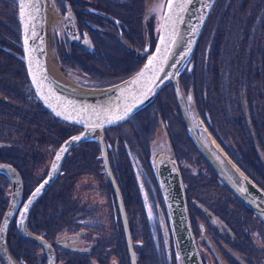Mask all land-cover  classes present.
<instances>
[{
    "label": "flooded vegetation",
    "instance_id": "af4514ba",
    "mask_svg": "<svg viewBox=\"0 0 264 264\" xmlns=\"http://www.w3.org/2000/svg\"><path fill=\"white\" fill-rule=\"evenodd\" d=\"M46 1V49L52 50L56 63L58 62L60 68L65 69L68 75L72 74L75 79L71 80L79 85L101 87L115 83L140 67L153 49V39H156L153 31H150L148 26L140 30L139 19L142 22V18L150 15L154 20L160 11H156L155 5H151L147 11L145 0L141 2L139 9L138 0H132V3L128 0L129 6L121 4L127 0ZM158 1L160 7L164 0ZM146 20L149 22L151 19ZM15 28L17 34L14 37L9 36L7 45L2 49L21 61L22 47L16 22ZM202 36L203 34L201 38ZM256 36L254 35V38ZM259 38L264 39V20L260 25ZM199 43L200 39L196 50ZM107 49L128 52L132 58L131 64L135 63L137 67L130 70L129 74L113 72L126 63L119 64L112 59L108 62ZM246 50V58L250 60L255 53L251 51V47ZM257 53L256 51L255 55ZM86 57L94 59L96 63L91 64L92 61H86ZM69 58H75L79 64L74 65L65 60ZM208 58L211 59L210 56ZM204 60L205 58L201 65ZM96 65L105 67V70H99ZM217 65V68L210 70L214 80L210 98L206 88L205 97H202L201 85H193L192 89L186 86L183 79L187 74H183V70L180 72L182 102L196 136L206 147H209V141L215 142L226 158L264 192V87L256 83V78L262 74L251 76L248 67L244 85L239 92L235 82L229 83L230 79L227 78V83L220 82L224 73L221 71L222 63ZM260 65L264 67V61L260 62ZM92 68L102 72L99 77H94ZM207 70L205 68V71ZM233 73L228 71L226 76H232ZM83 77H88L89 82L93 83H81L80 79ZM231 80L236 81L234 78ZM167 86L170 87L173 97V101L168 103H172L177 110L180 131H177L175 116H171L169 119L173 120V131L171 132V124L168 126L169 133L162 142L170 146L165 153L173 157L176 165L190 229L201 264H264V224L223 184L202 156L185 130L173 88L171 85ZM28 88L32 93L30 86ZM31 96L34 97L33 93ZM35 101L38 102L36 99ZM38 104L41 106L39 102ZM41 108L43 109L42 106ZM168 110V113H171L169 107ZM23 112L30 114L28 111ZM144 112H147L149 119L155 120L154 124L164 119L162 105L154 97L128 121L107 128L102 134L106 164L118 189L121 211L105 174L98 144V149L93 148L94 159L99 155L101 161L100 173L97 174H91L88 159L92 151L91 145H88L90 141H85L86 145L82 144L79 148L71 147L55 170L50 171L52 158L60 142L73 132L24 133V138L32 139V142L38 145L45 143L42 150H37L30 156L27 155L32 149L29 147L26 150L15 147L7 149L11 159L1 163L0 167L8 166L14 170L21 187L20 200L14 207L4 231V246L11 264H131L124 226L129 234L136 264L137 257L141 256L146 260L148 253L155 256V261L158 258V263L172 264L168 218L153 172L154 165L151 163L154 157L164 150L156 151L153 155L149 152L147 146L152 140L148 139L151 131L147 130L146 133L139 117ZM46 116L59 122L48 112ZM197 118L202 126H196ZM163 121L168 123V119ZM119 127L124 130L116 133L114 128ZM48 154L51 157L47 161L45 158ZM77 158L80 160L75 162ZM71 165L74 166L69 168ZM36 166L39 171L35 170ZM80 174L82 175L79 178L83 179V183L76 185ZM86 174H89L88 178L85 177ZM90 177H93L94 182ZM45 179V189L30 205L26 215H20L18 221L19 210L28 204L25 202L29 195ZM72 187L76 190L70 191ZM93 194L100 196V201L93 196L95 204H91L90 196ZM10 195V179L0 169V204L4 206L0 210V224ZM52 197L58 202L56 209L59 210L53 217L48 210L51 205L45 202ZM45 204L46 224L38 209V206ZM107 213L110 216L108 223ZM194 213L198 217L196 222ZM54 221L55 229L49 230L53 228L50 225H54ZM0 264H5L1 256Z\"/></svg>",
    "mask_w": 264,
    "mask_h": 264
},
{
    "label": "water",
    "instance_id": "95a60500",
    "mask_svg": "<svg viewBox=\"0 0 264 264\" xmlns=\"http://www.w3.org/2000/svg\"><path fill=\"white\" fill-rule=\"evenodd\" d=\"M13 1L16 6L15 22L19 29L24 68L36 100L54 118L81 128L78 134L67 138L57 148L51 161L50 171L55 170L63 156L73 145L86 139H91L94 134H97L95 141L100 147L105 174L113 188L116 202L121 211L122 206L118 189L111 178L106 164L105 149L101 142L102 131L109 126L128 119L133 113L148 103L162 86L170 84L173 88L174 98L187 134L192 138L202 156L223 184L264 224V192L226 158L216 143L209 141V147H206L203 141L196 136L185 104L182 102L178 86V72L194 48L215 0H191L190 3L184 4V11L181 12L177 7L169 12L170 19L165 18L169 3V0H165L153 50L146 57L140 68L114 84L98 88L76 85L62 75L59 77L54 76L50 71V64L46 58V26L48 21L46 20V0ZM22 2L33 5L30 9H25L26 12L31 13V19L25 17L24 22H22L20 15V4ZM173 2L175 3V0ZM25 23L27 24L28 33L27 43H25ZM162 26H164L163 32H161ZM162 35L165 40L164 44H161ZM158 48L160 49L159 53H157ZM154 55L158 56L154 63V70L146 71L143 77H139L137 74L144 69L149 59ZM187 98L189 99L190 96ZM57 112L61 114L57 115ZM195 124L196 126H202L198 118ZM74 137L82 138L69 144L68 142L72 141ZM62 149H66V151L62 152ZM58 153L61 157L59 161L56 160ZM153 165L177 259L180 264H201L192 237L174 159L163 151V153H158L154 157ZM0 169L6 173L11 182L9 204L0 224V256L5 264H11L7 259L8 254L4 246V231L14 207L20 200L21 187L14 170L8 166L0 167ZM46 180L38 188H35L25 204L29 202L30 198L32 199L31 204L35 202L45 189ZM37 189H40V191L34 196L33 194L36 193ZM22 212H24V206L19 210L18 221ZM121 216L123 218L122 213ZM124 230L130 263L136 264L129 234L125 226Z\"/></svg>",
    "mask_w": 264,
    "mask_h": 264
},
{
    "label": "rangeland",
    "instance_id": "374dc122",
    "mask_svg": "<svg viewBox=\"0 0 264 264\" xmlns=\"http://www.w3.org/2000/svg\"><path fill=\"white\" fill-rule=\"evenodd\" d=\"M130 3H132V0H129ZM143 0H138V9L139 7L142 5L141 2ZM264 1V0H262ZM247 2V3H246ZM121 4L129 6L128 4V0L127 2H121ZM151 5H155V9L156 11H160L161 12V8L163 4H160L159 7V1L158 0H145V7L147 9V11H149V7ZM6 6V7H5ZM8 7V8H7ZM14 7V12H15V6ZM134 8V7H133ZM161 9V10H160ZM12 10V5L11 2H7L5 0H0V33L4 32L6 35V38L9 37V35L11 34L10 31H12V28L10 27V23H9V16L8 12ZM142 15V14H141ZM146 15V14H145ZM143 15V17L145 16ZM151 19L149 22L146 19ZM159 18H160V13L157 15V18H155L153 20V17H151L150 15H147L146 17L142 18V22H140L141 19H139V29H145L146 26L149 27V30L153 31L154 37L156 38L157 36V27L159 26ZM262 20H264V3L261 4L260 0H218L216 7L213 8V10H211L207 22L205 21L204 27H203V31H202V38L201 36H199L198 39H200V43L197 47L196 50V46L194 47V51L195 53L193 54V58L191 60V63H187V65L184 67L183 69V74L186 73L187 75L184 77L183 79V83L190 87L192 89L193 85H201L202 89H201V95L202 97H205V93H204V88H209L210 90V97H211V93H212V89H214V80H213V76L210 73V70L213 68V62L215 61L217 64H219V62L222 63L221 66V71H223L224 76L222 77L223 79H221V83H227L226 80L230 79L229 83H234L237 86V88L239 89V92H241L242 87L244 85V81H242L241 78V73L242 71H245V69H247L248 67L243 65L242 62H237L238 58H246V52H247V48L251 47V51H253L256 54V51L258 52L256 55V59H260V57L264 56V39L259 38V29H260V25L262 23ZM154 21V22H153ZM2 30V31H1ZM149 31V32H150ZM7 33H10L9 35H7ZM151 34V32H150ZM152 35V34H151ZM254 35H257L254 38ZM262 35V34H261ZM10 38V37H9ZM8 40V39H7ZM155 40L153 39V43ZM5 45L4 42L0 41V61L2 59H6L7 63L10 60V58L5 57L4 55H8V53L4 50H2L3 46ZM197 45V43H196ZM256 47L258 48L256 50ZM49 55L51 58H54L53 53L51 52L52 50L49 49ZM108 50V51H107ZM106 50V56H109V61L112 60H116L119 62V64L121 63H126V65L124 66H120L119 69H115L116 71L113 72H117L118 73H127L129 74L130 70H133L137 67V65L131 64L132 63V58L131 55L128 52H124L120 49H116V50ZM254 54V55H255ZM117 55V56H116ZM127 55V56H125ZM229 55V58H228ZM102 56V55H101ZM100 56V59H101ZM208 56L211 57L210 60H208ZM56 57V56H55ZM128 58V59H127ZM203 58H205L204 63L201 62L203 60ZM127 59V60H126ZM254 59V60H256ZM68 62H70L71 64L73 63L74 65L79 64L77 62V60L75 58H69V59H65ZM86 61H92L91 64H95L96 61L94 59L91 58H85ZM208 61H209V65H208ZM255 62V61H253ZM143 64V61L141 63V65ZM140 65V66H141ZM21 66H22V72H18V74L14 73L15 70H17L16 65H12L11 64H4L2 62H0V158L1 157H6V158H10V156H8V148H12L15 147L17 149H24L26 150V148H32L29 153L27 155H32V153H35L37 150H42L44 148L45 143L41 142L38 144H36L35 142H32V139H28V138H24V133H37V132H45L46 134H48L49 132L55 131L59 134H63L65 132H73L71 135H69L68 137H66L65 139H63L59 146L61 145L62 142H64L67 138H70L71 136H74L76 134H78L80 132V129L78 127H67L69 124H62V122H56L55 120L49 118L48 116H46L45 114H41V112H39V110H37V108L35 107H31L33 109L31 114H25L23 112V109H21V107L18 104V102L13 98L8 97V94H10L11 92H14L16 89V87L14 85H18L20 86L19 89V93L23 94V96H25L24 98L21 97V102L22 101H28L31 102L33 101L32 99L27 97L28 92V86H30L26 72H25V68L23 65V62L21 61ZM97 67H99V70H105V67H101V65H96ZM133 67V68H132ZM253 67V66H252ZM101 68V69H100ZM132 68V69H131ZM140 67L136 68L135 71H137ZM203 69L202 71L200 69ZM205 68H207L208 70L205 71ZM97 69L92 68L91 71L94 75V77H99V74H101L102 72H100ZM19 71V70H18ZM134 71V72H135ZM231 72L233 73L232 76H226L227 72ZM7 72V73H6ZM62 72L64 73V75H66L67 77H70V79L74 80L75 78L71 75H68L66 70L62 68ZM6 73V75H5ZM131 73V72H130ZM16 74V77H14V75ZM23 74L25 77V80L23 78ZM128 76V75H127ZM125 77V76H123ZM121 77V78H123ZM180 77V76H179ZM12 78L13 81V85L10 84V79ZM120 78V79H121ZM226 78V79H225ZM228 78V79H227ZM231 78H234V80L236 81H232ZM181 79V77H180ZM90 79L88 77H83L82 79H80L81 83L84 84H88V83H93V82H89ZM189 84V85H187ZM28 85V86H27ZM110 85V84H109ZM166 84L164 85V87L161 89V91L159 92V94L155 97V99L159 100L161 105H162V109H163V113L162 116L164 119H168V123L167 121H163L160 119L159 123L157 122V124L155 122V120H151L148 118L147 112H144L143 114H141L139 117H141L142 119V126L145 129L146 133L148 131H151V134L149 136V152L153 153L159 150H166L167 148H170V146H168V144L163 143L162 141L165 139L167 133H169L168 129H170L168 126H171V132L173 131L174 128V124H173V120L169 119L171 118V116H175V122L178 124L177 126V131L179 133L180 128H179V116L177 114V110L175 109V106L172 103H168V102H172L173 101V97L172 94L170 93V87H168ZM107 86V85H106ZM99 87V86H98ZM95 87L94 88H98ZM31 88V87H30ZM32 90V89H31ZM33 93V91H32ZM34 95V94H33ZM35 97V96H34ZM34 101L36 98H34ZM209 97V98H210ZM17 98V97H15ZM225 99V97H223ZM204 103V102H203ZM30 109V106H27ZM167 107L170 108L171 113H168L169 110L167 111ZM18 108V109H17ZM25 110V109H24ZM173 110V111H172ZM138 117V118H139ZM174 122V123H175ZM129 124V123H128ZM127 124V125H128ZM158 124H162L161 126H158ZM67 125V126H66ZM152 128V129H151ZM117 133V131L119 130H124L122 128H114ZM134 129V127H133ZM148 130V131H147ZM111 132V130H110ZM43 133V134H45ZM48 138L50 139L49 135ZM146 139V136L144 137ZM61 140V138H60ZM34 141V140H33ZM148 143V142H147ZM82 144H85V142L81 141L76 143L73 146H77V148L82 147ZM88 145H91V156H89V163L91 165V174L94 173H100V169H101V161L99 158V155L97 156V159H94L95 157V153L93 151V148H97V143L95 141H90V143ZM48 147V146H45ZM23 150V151H24ZM171 150H173L171 148ZM87 154V153H86ZM82 154H80L81 156ZM79 156V155H78ZM51 157L50 154H48L45 158V160H49ZM13 158V157H12ZM86 159V158H83ZM78 160H80L79 158H77V160L75 162H78ZM5 161H0L1 163H4ZM152 162V161H151ZM38 166H40V163L38 164ZM74 165L69 166V168L73 167ZM35 170L39 171V167H35ZM82 174H80L78 176V178L76 179V185H79L81 182L83 183V179L79 178ZM89 174H86L85 177H87ZM88 178V177H87ZM93 178V177H92ZM90 177V180L92 182H94V180ZM75 191L76 189H70V191ZM94 194L92 196H90L91 199V204H95L94 197H96V199L98 201H100V196H98L96 194V196H94ZM45 199V198H43ZM110 201V193H109V189L107 191V203L109 204ZM50 206L49 213L51 214V217L54 216V214H56L59 210L56 209L58 202H56L55 198L52 197L51 199H46V201ZM46 203V204H47ZM45 205L42 206H38V209L41 211V215L43 218L44 223L46 224L47 220H46V211L47 208L45 207ZM4 208L3 205L0 204V210H2ZM5 212V210H4ZM194 217H195V221L197 220V215L194 213ZM110 219V216L107 213V223ZM53 226V228H49L54 230L55 229V221H54V225H50ZM173 255H172V264H180L179 261L177 260V257L175 256L174 250L172 249ZM149 255L147 256L148 259L143 260L142 257H137V263L138 264H163V263H158L156 259L155 261V256H153V254L148 253ZM174 256V257H173ZM114 257V256H111ZM174 258H176V263L174 261Z\"/></svg>",
    "mask_w": 264,
    "mask_h": 264
},
{
    "label": "trees",
    "instance_id": "16d2710c",
    "mask_svg": "<svg viewBox=\"0 0 264 264\" xmlns=\"http://www.w3.org/2000/svg\"><path fill=\"white\" fill-rule=\"evenodd\" d=\"M5 1H7V2H11V5H12V10H10L9 12H8V15L10 14V16H9V23H10V27L12 28V31H10V33H7V35H9V36H15L16 34H17V30H16V28H15V22H14V4L12 3L13 1L12 0H5ZM247 3V2H246ZM260 3L261 4H263L264 3V1H262V0H260ZM6 7V6H5ZM8 8V7H7ZM214 8V7H213ZM2 31V30H1ZM6 34L4 33V32H1L0 33V41L1 42H4L5 43V45H7L6 43L8 42V40H9V37H7L6 38V36H5ZM8 39V40H7ZM201 41V40H200ZM3 50V49H2ZM5 51V50H4ZM5 57H7V58H10V60L11 61H9L8 63H7V61H6V59H2L0 62H2V63H4V64H11V66L12 65H16V67H17V70H15L14 72L16 73V74H18V70H19V72H22V66H21V61L19 60V59H17V58H14L12 55H4ZM228 57H229V55H228ZM230 59V58H229ZM254 59H256V55H254V56H252L251 57V59L249 60L248 58H243V57H241V58H238L237 59V62H242L243 63V65H245V66H247V67H249L250 68V70H251V76L252 75H256V74H258V76H259V74H262L259 78H256L257 79V81H256V83L257 84H259V85H262V88L264 87V81H263V79H264V67H262L261 65H260V62H262V61H264V56H262V57H260V59H256V60H254ZM253 61H255V62H253ZM208 65H209V63H208ZM253 66V67H252ZM218 67V65H217V63L214 61V63H213V68H217ZM184 69V68H183ZM201 71L203 70L202 68L200 69ZM247 69H245V71H242V73H241V78L240 79H242V81H244L245 80V75L247 74V71H246ZM255 70V71H254ZM7 73V72H6ZM6 73H5V75H6ZM23 73V72H22ZM16 74L14 75V77H16ZM23 78H24V80H25V77H24V74H23ZM237 80V79H236ZM1 82V81H0ZM25 82H26V80H25ZM27 83V82H26ZM10 84L11 85H13V81H12V78L10 79ZM15 87H16V89H14L15 91L14 92H11L10 94H8V97H10V98H14L17 102H18V104L17 105H19L20 107H21V109L20 110H22L23 109V111H28L30 114L32 113V111H33V109L31 108V107H35V108H37V110H39V112H41V114H47V112L46 111H44L42 108H41V106L38 104V102H36V101H34V99L32 98V96H31V91H29V88H28V94H27V97L28 98H30V99H32L33 101H31V102H28V101H22L21 102V97H25V96H23V94H20L19 93V89H20V86H18V85H14ZM198 89H200V87H198ZM207 89V94L209 95V97H210V90H209V88H206ZM15 97H17V98H15ZM26 98V97H25ZM199 99H201V98H199ZM27 106H30V109L27 107ZM18 109V108H17ZM25 109V110H24ZM61 123V122H60ZM63 124V123H62ZM8 156H10V154H8ZM8 161V158H6V157H1L0 158V161Z\"/></svg>",
    "mask_w": 264,
    "mask_h": 264
},
{
    "label": "snow or ice",
    "instance_id": "6c2138e0",
    "mask_svg": "<svg viewBox=\"0 0 264 264\" xmlns=\"http://www.w3.org/2000/svg\"><path fill=\"white\" fill-rule=\"evenodd\" d=\"M191 2V0H175V3L173 2V0H169V3H168V5H167V9H168V11L165 13V18L166 19H170L171 17L169 16V12H171L174 8H179L180 9V11L182 12V11H184L185 9H184V4L185 3H190ZM33 5L31 4V3H21L20 4V15H21V18H22V22H24V19H25V17H27V18H29V19H31V13L30 12H26L25 11V9L26 8H28V9H30L31 7H32ZM25 29H26V32H25V43H27V36H28V33H27V24L25 23ZM164 31V26H162V28H161V32H163ZM165 43V40H164V37H163V35L161 36V44H164ZM27 51V50H26ZM159 51H160V49L158 48L157 49V53H159ZM158 59V56L157 55H154L151 59H149V61H148V63L145 65V67H144V69L143 70H141V72H139L137 75L139 76V77H143L144 75H145V72L146 71H152V70H154V63H155V61ZM190 99V98H189ZM57 115H60L61 113H59V112H57L56 113ZM65 118H67V117H65ZM122 118V117H121ZM82 137H74L73 138V140L72 141H69L68 143L69 144H71V143H73V142H75L76 140H79V139H81ZM62 152L63 151H66V149H62L61 150ZM60 154L58 153L57 154V156H56V160L57 161H59L60 160ZM39 191H40V189H37L36 190V193H34L33 195L35 196L36 194H38L39 193ZM31 203H32V199L30 198L29 199V202H28V204H26L25 206H24V212H22L21 213V216L23 217V216H25L26 215V213H27V211H28V208L30 207V205H31ZM22 222V221H21Z\"/></svg>",
    "mask_w": 264,
    "mask_h": 264
},
{
    "label": "bare ground",
    "instance_id": "6f19581e",
    "mask_svg": "<svg viewBox=\"0 0 264 264\" xmlns=\"http://www.w3.org/2000/svg\"><path fill=\"white\" fill-rule=\"evenodd\" d=\"M50 65H49V68H50V71L52 72V74L54 76H60L61 73L59 71V66L58 64L56 63L55 59L54 58H50Z\"/></svg>",
    "mask_w": 264,
    "mask_h": 264
}]
</instances>
